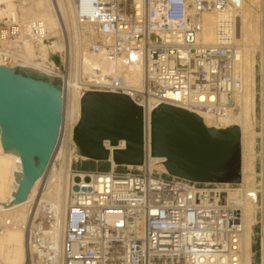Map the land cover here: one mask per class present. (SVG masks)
Wrapping results in <instances>:
<instances>
[{
	"label": "built area",
	"instance_id": "obj_1",
	"mask_svg": "<svg viewBox=\"0 0 264 264\" xmlns=\"http://www.w3.org/2000/svg\"><path fill=\"white\" fill-rule=\"evenodd\" d=\"M74 1L79 24L100 36L95 52L104 51L118 64L143 72V91L128 87L119 76L93 84L89 90L125 95L142 108L145 163L126 166L124 172L113 168L112 162L108 172L73 170L62 251L57 254L46 248L35 228L30 239L43 253L28 264H241L242 209L228 194L229 189L242 188L241 184L236 189L229 184L196 183L146 163L151 157L152 113L158 106L193 113L207 129L226 131L235 126L226 122L242 89L235 67L242 48L234 3ZM207 13L215 15L212 45L201 40ZM38 26L34 25V32L39 36ZM17 30L15 18H7L0 36L12 40ZM0 57L6 65H16L15 57L3 52ZM259 78L262 111L264 71ZM105 143L110 148V142ZM109 148L111 153L118 150ZM157 159L165 167L166 159ZM75 176L81 178L79 183ZM74 186H79L77 192ZM260 250V264H264L263 239Z\"/></svg>",
	"mask_w": 264,
	"mask_h": 264
},
{
	"label": "bare ground",
	"instance_id": "obj_2",
	"mask_svg": "<svg viewBox=\"0 0 264 264\" xmlns=\"http://www.w3.org/2000/svg\"><path fill=\"white\" fill-rule=\"evenodd\" d=\"M33 1L31 2L34 3V10L32 13L29 12L30 16H24V24L23 22L22 24L20 23L16 10L10 9L6 12V17H14L18 23L17 33L13 38L17 39V49L12 51L13 48L7 45L11 40H6L5 37L3 38L0 36V53L3 52L15 57L16 65H6L2 57H0V66L17 67L25 64L27 66L37 67L39 68L38 70L49 72L52 68L50 69L48 68L49 66L36 62V58L38 57L37 53L39 52L41 59L46 62L49 56V50L53 49L54 51H60L69 39L70 47L74 54L69 61L70 69L66 74L67 81L64 78V74L62 75L65 87L74 88V92L71 98L67 100L68 92L72 89L70 90L68 88L67 90L66 88L64 91V88L62 90L60 99H62L61 108L63 112V121L60 127V135L41 171L42 174L35 180L31 190L25 196L24 201L14 202L25 180L23 161L18 150H16L18 147L8 145L0 140V264H28L31 259L35 261L38 257H41L43 250H40V246L33 244V241L30 239V231H33L35 228H39L38 230H40L42 234V243H47L46 248L50 247V249L57 254H60L62 251L65 237L66 214L71 194L73 174L71 163L73 160L87 159L86 157L79 156L78 153L74 155L75 151L77 152L78 150L74 141V150L72 148L68 149V147L65 148L67 143L72 142L74 130L80 123V103L83 94L91 91L89 90L91 85L102 83L106 81L107 78L113 76L123 77L127 81V86L137 91H143L144 88L143 72L140 68L128 64H118L115 60L107 57L104 51L100 53L95 52L94 48L97 42L100 41V36L96 35L94 32L92 33L90 26L79 24L76 14V2L74 0ZM231 1L233 2V0ZM233 3L238 15V26L239 20L242 24V29L238 28V43L241 45L242 53L238 56L235 63L238 76L242 80V89L236 102L237 107L235 110L229 112L230 119L226 122H233L235 126L239 127L241 134L240 183L242 188L239 190L229 189L228 194L229 199L242 209L244 231L242 237L241 264H254L252 253L253 226L258 222V190L256 183L257 133L255 131L256 50L258 47L262 49L260 74V72L262 73L264 71V0H240L239 3ZM85 9L89 10L88 6H85ZM23 13L26 14V10H24ZM38 23H40L41 26H38ZM35 24L39 27V36L34 32ZM215 27V15L213 13L205 14L203 32L201 35V40L204 44H214L216 36ZM156 40L159 41L160 39L156 38ZM81 65H83V74L85 77H80L82 73ZM81 79H84L88 85L81 83ZM78 80L79 83L75 84ZM77 84H79L77 87L79 90L74 87V85L77 86ZM262 85L263 81L261 80V86ZM79 86H83L84 88ZM262 96L263 113L264 89L262 91ZM128 126L130 128V125ZM67 127L68 132L65 131ZM129 128L128 130H131ZM171 129L176 135L172 133H169V136L166 135V139L159 142V146L162 149L170 152L184 149L185 154L188 156L191 155L192 160L196 162L200 159L203 160L201 156L206 155L207 157H204L205 161H212L213 165L225 166V171L230 172L234 157L232 152L233 143L231 141L233 138L230 137L231 135L226 134L227 130H204L200 124H196L192 121L179 126L177 125V127ZM2 133L3 127L0 124V139ZM262 136L264 139V133ZM106 141L110 142V148L109 144H104V142L101 143V146L103 148L106 147L110 150H115L113 148L115 146L112 145L111 141ZM116 148L127 149V140L120 141V144H118ZM112 153L110 161L112 162L113 168H117L118 164L112 159ZM199 154L201 156H199ZM157 158L158 156L153 155L152 113L151 157L147 158L146 163L150 165L152 169H158L162 173L169 174L166 167L171 161L169 153L163 157L167 162L165 167L158 164L159 161ZM262 158L264 161V154ZM55 159H65L66 176L62 177L55 172L51 175ZM127 166L129 168L134 167L133 165ZM222 171L224 172V170ZM49 173L50 176L44 186L47 192L42 196L40 202L37 195V199L34 201L37 188L44 182L43 180H46L45 178ZM262 173L264 177V167ZM44 197L46 198V202H48L46 206L42 205V203H45L43 200ZM39 209L44 212L42 213L44 214L43 216H45L44 219H55L56 222L50 225V228H45L41 223L40 225L36 224ZM42 225L43 227H41Z\"/></svg>",
	"mask_w": 264,
	"mask_h": 264
},
{
	"label": "water",
	"instance_id": "obj_3",
	"mask_svg": "<svg viewBox=\"0 0 264 264\" xmlns=\"http://www.w3.org/2000/svg\"><path fill=\"white\" fill-rule=\"evenodd\" d=\"M62 89V77L25 64L0 66V124L3 127L0 140L18 147L25 172V180L14 202L24 201L57 143L63 121ZM80 104L81 120L74 130L79 156L96 162H111V152L101 143L110 140L116 147L120 141L127 140V149L115 150L112 159L118 166L144 165L143 110L140 106L125 95L95 91L84 93ZM189 120L208 130L200 117L186 110L166 105L155 108L153 155L164 157L169 153L171 161L166 167L171 176L196 183H240L241 134L238 126L226 131L233 138L234 157L230 172L225 171V166L205 161L206 155L199 154L206 163L201 159L196 162L191 155L185 154L184 149L170 152L159 146L166 135L175 134L171 128L189 123ZM74 180L79 183L81 178L76 176ZM85 180L88 182L90 178ZM73 190L77 192L79 186H74Z\"/></svg>",
	"mask_w": 264,
	"mask_h": 264
},
{
	"label": "rangeland",
	"instance_id": "obj_4",
	"mask_svg": "<svg viewBox=\"0 0 264 264\" xmlns=\"http://www.w3.org/2000/svg\"><path fill=\"white\" fill-rule=\"evenodd\" d=\"M33 0H0V27L4 26V22L6 21V19L8 17H6V12H8L10 9L11 10H16L18 13V18L20 23L23 24L25 23L23 18L24 16H30L29 12L32 13L33 12V7H34V1L31 2ZM10 5V6H9ZM6 10V11H5ZM26 10V14L23 13V11ZM28 11V14H27ZM36 12V11H34ZM8 14V13H7ZM20 24V25H21ZM242 24L239 20V26L238 28H241ZM242 29V28H241ZM258 40V39H257ZM17 39H13L11 40L7 45H9L11 48H13L12 51H14L15 49H17ZM63 49H61L60 51H54L53 49L49 50V56L46 62H44L43 59H41L40 53H37V58H36V62L39 64H44L46 66H49L48 68H52L51 71H45L46 73H49L53 76H57V77H62L64 74V78L66 80V74L68 72V70L70 69L69 66V61L71 59V56L74 54L72 48L70 47V40L68 39L66 41V44L64 47H62ZM262 49L260 47L257 48L256 50V125H255V131L257 133L256 136V152H257V157H256V170H257V179H256V183H257V190H258V194H257V224L253 226V241H254V252H255V256L253 258L254 264H260V259H261V243H262V239L264 237V210H263V203H264V177L263 175V167H264V161H263V154H264V145H263V136L262 134L264 133V112L262 113L261 111V96H260V78H259V71H260V62H261V52ZM68 57V58H67ZM66 59V60H65ZM48 62V63H47ZM52 62V63H51ZM32 67V66H30ZM82 67V73L80 77H83L84 74V68L83 65H81ZM33 68H37V67H33ZM39 69V68H37ZM85 77V76H84ZM80 79V78H79ZM67 81V80H66ZM76 83H79V80ZM81 83H85L86 85H88V83H86V81L84 79H81ZM79 84L74 85V87L77 89ZM81 88H84L83 86H79ZM65 88V89H64ZM67 86L65 87V82L63 79V89L64 91L66 90ZM69 88V87H68ZM67 88V90H68ZM62 89V90H63ZM71 91L68 92V97L67 100L71 98V96L73 95V89L74 88H69ZM79 90V88L77 89ZM71 92V93H70ZM65 131L68 132V127L65 128ZM74 138L72 139L71 143H67L65 145V148L68 147V149H75V143L73 142ZM74 143V144H72ZM73 149V150H74ZM18 150V149H16ZM77 154V152L75 151L74 155ZM88 169V170H110L111 168V163L109 162H96V161H92L89 159H79V161L77 162L76 160H73L71 163V169L74 171H82V169ZM127 169V167L125 165L123 166H118V171L119 172H124ZM53 172H55L57 175H61L62 177L66 176V161L65 159L63 160H58L55 159L54 164H53V171L51 170V175L53 174ZM19 176V174H18ZM21 176V175H20ZM50 176L49 175L45 178L46 180H43L44 182H42L39 187L37 188L35 195H34V201L35 199L38 198L39 202L40 200H42V196L47 192L46 189L44 188L45 183L48 181V178ZM217 183V182H216ZM219 183V182H218ZM220 184H229L230 188H237L238 186H236V184H241V183H231V182H221ZM226 187V186H225ZM42 189V190H41ZM40 190V191H39ZM40 192V193H39ZM39 193V194H38ZM36 195L38 196L36 198ZM45 203H42V205L46 206V204H48V202H46V198H43ZM45 208V207H44ZM44 212H42V210L39 209L38 212V216L36 219V224L38 225L39 223H45L44 227L45 228H50V225H52L53 223H55V219H44L45 216H43L44 214H42ZM50 217V216H49ZM63 230V229H62ZM61 230V233H62ZM34 244V242H33Z\"/></svg>",
	"mask_w": 264,
	"mask_h": 264
},
{
	"label": "crops",
	"instance_id": "obj_5",
	"mask_svg": "<svg viewBox=\"0 0 264 264\" xmlns=\"http://www.w3.org/2000/svg\"><path fill=\"white\" fill-rule=\"evenodd\" d=\"M109 163H111V162H109ZM91 171L108 172L109 170H106V171L103 170V171H102V170L100 169V170H91ZM252 239H253V238H252ZM254 245H255V244H254V241L252 240V253H253V258H254V256H255Z\"/></svg>",
	"mask_w": 264,
	"mask_h": 264
},
{
	"label": "trees",
	"instance_id": "obj_6",
	"mask_svg": "<svg viewBox=\"0 0 264 264\" xmlns=\"http://www.w3.org/2000/svg\"><path fill=\"white\" fill-rule=\"evenodd\" d=\"M82 171H91V170H88V169H84V168H83Z\"/></svg>",
	"mask_w": 264,
	"mask_h": 264
}]
</instances>
